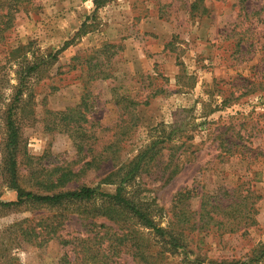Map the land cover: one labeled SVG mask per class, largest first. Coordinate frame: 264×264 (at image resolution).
<instances>
[{
	"label": "rangeland",
	"instance_id": "1",
	"mask_svg": "<svg viewBox=\"0 0 264 264\" xmlns=\"http://www.w3.org/2000/svg\"><path fill=\"white\" fill-rule=\"evenodd\" d=\"M101 1L0 0V200H17L5 112L36 53L49 63L26 78L17 111L22 189L113 193L107 177L154 141L160 153L129 191L184 247L136 223L119 242L102 199L27 202L0 208V264H146L137 242L152 264H264V0ZM79 142L94 151L79 154ZM70 169L71 182L48 189Z\"/></svg>",
	"mask_w": 264,
	"mask_h": 264
},
{
	"label": "trees",
	"instance_id": "2",
	"mask_svg": "<svg viewBox=\"0 0 264 264\" xmlns=\"http://www.w3.org/2000/svg\"><path fill=\"white\" fill-rule=\"evenodd\" d=\"M101 2V0H95L96 5H100ZM26 55L27 54H25V56ZM53 57L56 59L57 55H54ZM26 60V67L16 71L18 75V83L14 86L15 92L5 112L7 137L3 146V172L6 181L9 183V186L17 191V200L6 202L0 200V208L18 206L27 202H32L38 205H46L48 207H60L66 204L87 203L96 201L97 199H102L104 200L105 205H103L104 208H102V213L99 215L106 216L109 220L119 225V231L121 229L122 232H115V235H118L119 242L122 243L129 235H132L130 228H126V225H129L128 223H136L149 230L156 237L160 238L162 240V245L168 246L170 250L184 247L183 234L180 232V234H177L170 227L161 226L158 222H156L153 209L145 203L136 200L129 191L131 184L139 176L141 171H144V168H147L150 164H152V162L156 160V157L160 153V151H156L157 144L154 141L147 144L138 152L136 156H134L133 159L127 163L121 164L115 172L111 173L107 177V180L109 179V183L116 186V190L113 193L104 192L98 187H91L87 185H82L75 189L59 190L58 192L49 194H38L22 189L19 182L20 127L16 117L17 111L20 106L19 104L21 102V97L24 94V90L27 86L26 78L31 76L33 72L40 70L42 66H45L49 63L48 59L43 58L41 55L36 53L31 55L29 60ZM2 81L3 79L0 78V89L2 86H4ZM2 97V92L0 90V101ZM129 103L131 104L129 106V113L131 114L134 110L131 109L132 105H135L136 102L129 101ZM72 110L74 109H71V111ZM57 115H62L60 120L68 119V114L64 112H59ZM76 117L78 118L77 121L79 119H84L83 114L81 113H79V115ZM132 119H135V116L132 115ZM134 124L135 120L132 122V126ZM67 131H69L71 135H79L78 137L80 139L82 137H86L87 135V131L81 126H76L75 128L73 126L71 129L67 128ZM79 143L80 144H76L79 154L83 153V151H94L92 144ZM116 145L117 144H109L106 148H114L115 152ZM111 159L114 160L115 157L111 156ZM94 161V157L90 158L84 162V165L87 168L91 167L94 165ZM76 175L77 173L70 169L63 171L57 178H55V180L48 178L44 181H46L48 189L53 190L58 186L65 187L74 179ZM134 246L137 249L134 254L137 260L144 261L146 264H152V262L149 260V254L146 252L149 248L147 247V250L145 248L144 250H141V245L139 242L135 243ZM217 264L241 263L221 262Z\"/></svg>",
	"mask_w": 264,
	"mask_h": 264
}]
</instances>
